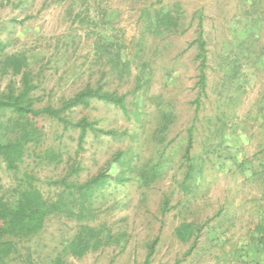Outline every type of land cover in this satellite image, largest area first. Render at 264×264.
I'll list each match as a JSON object with an SVG mask.
<instances>
[{
    "label": "rangeland",
    "instance_id": "rangeland-1",
    "mask_svg": "<svg viewBox=\"0 0 264 264\" xmlns=\"http://www.w3.org/2000/svg\"><path fill=\"white\" fill-rule=\"evenodd\" d=\"M162 7L178 18L177 32L153 24L149 14ZM262 19L264 0H0V45L4 53L29 51L43 103L92 84L125 96L128 111L99 101L76 109L75 120L127 132L120 139L89 133L82 151L79 132L39 119V156H26L17 174L0 160V198L24 173L48 193L43 182L61 178L72 164L85 182L123 153L131 157L122 174L127 182L112 183L90 223H107L110 240L81 258L64 256L66 264H144L152 246L151 264H240L238 255L257 251L264 239ZM199 23L207 42L200 96ZM47 149L62 155L57 164L42 159ZM117 171L115 164L108 173ZM140 171L159 173L146 184ZM78 224L52 220L33 250L57 256ZM187 226L192 236L184 242L177 229L186 233Z\"/></svg>",
    "mask_w": 264,
    "mask_h": 264
},
{
    "label": "trees",
    "instance_id": "trees-1",
    "mask_svg": "<svg viewBox=\"0 0 264 264\" xmlns=\"http://www.w3.org/2000/svg\"><path fill=\"white\" fill-rule=\"evenodd\" d=\"M153 24L162 27L166 32L178 31V18L170 9L162 7L152 16ZM264 19L259 24H263ZM196 39L199 62V96L206 90L207 42L202 23L196 28ZM0 160L9 172L17 174L25 157L37 155L42 145L43 134L37 127L39 119L51 121L63 128L65 132H79L78 148L82 151L89 133L120 139L127 132L116 130L104 131L98 128L96 121L88 117L80 120L73 118L78 108L88 109L93 101L113 105L124 113H128L125 96L105 91L101 85H86L72 96L62 98L57 103H43L38 95L41 82L40 73L34 68V60L29 51L4 53L5 45H0ZM127 67V66H126ZM124 68V67H123ZM125 69V68H124ZM9 79L6 85L4 81ZM136 114V113H135ZM136 116H139L136 114ZM193 130H189L188 147L185 158L191 162L189 153L193 147ZM39 156V155H37ZM59 155L52 149L44 151L42 159L57 164ZM131 157L118 153L101 172L85 182H80V167L72 164L65 174L57 180H48V193L40 185L41 180L29 173H24L10 194L0 198V264H66L64 256L81 258L90 252H96L105 246L109 239L110 229L107 223L96 221L95 205L105 196L112 183L127 182L124 168L129 166ZM117 165V173L112 176L108 172ZM187 178H191L192 166L189 165ZM156 168H158L156 166ZM138 170V169H137ZM140 181H155L159 172L140 171ZM54 190V191H53ZM59 217H69L79 223L73 237L63 242L62 253L45 259L34 251L32 243L39 240L47 230L49 223ZM177 229L179 238L184 242L191 239L192 231L187 226L186 233ZM264 231V228H261ZM264 243V239L258 241ZM255 244V243H254ZM258 246V244H257ZM259 249V248H257ZM154 246L150 247L144 264H151ZM47 261H49L47 263Z\"/></svg>",
    "mask_w": 264,
    "mask_h": 264
},
{
    "label": "crops",
    "instance_id": "crops-1",
    "mask_svg": "<svg viewBox=\"0 0 264 264\" xmlns=\"http://www.w3.org/2000/svg\"><path fill=\"white\" fill-rule=\"evenodd\" d=\"M238 259L240 264H264V243L259 245L257 251L240 253Z\"/></svg>",
    "mask_w": 264,
    "mask_h": 264
}]
</instances>
